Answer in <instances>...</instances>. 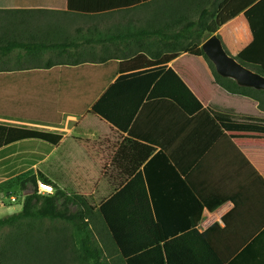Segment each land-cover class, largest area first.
I'll return each mask as SVG.
<instances>
[{
	"label": "crops",
	"instance_id": "0c3cea01",
	"mask_svg": "<svg viewBox=\"0 0 264 264\" xmlns=\"http://www.w3.org/2000/svg\"><path fill=\"white\" fill-rule=\"evenodd\" d=\"M47 1L61 0L1 1L8 8H0V24L9 27L10 33L0 32L2 39L8 35L52 44L75 40L79 45L34 55L11 54L10 64L41 66L18 70L20 75L10 80L23 87V94L34 93L29 90L34 86L38 95L60 97L64 111L54 109L52 118L62 115L61 123L0 117V124L58 133L62 139L33 165L31 161L41 153V141L23 140L0 150L3 180L25 172L41 174L55 189L82 195L97 208L144 172L139 187L151 188V209L144 203V191L141 203L126 206L153 211L155 221L163 226V238L174 243L167 254L158 249L142 254L139 264H264V111L258 102L216 84L200 46L183 50L161 65L119 73L96 96L115 66L106 69L97 62L100 45L89 48V55L83 48L82 36L88 30L118 26L154 33L140 36L138 43L161 58L177 46L169 36L182 32L198 0H150L149 5L91 18ZM73 1L87 10L95 7L98 13L136 0ZM215 1L220 0H202L201 9H211ZM227 28L233 33L225 32ZM78 29L84 31L77 34ZM217 34L234 56L254 39L244 13ZM90 39L97 43L96 30ZM168 71L186 85L203 111L189 116L170 98H149ZM12 188L21 189L5 187L0 194ZM195 198L204 205L200 217Z\"/></svg>",
	"mask_w": 264,
	"mask_h": 264
},
{
	"label": "trees",
	"instance_id": "16d2710c",
	"mask_svg": "<svg viewBox=\"0 0 264 264\" xmlns=\"http://www.w3.org/2000/svg\"><path fill=\"white\" fill-rule=\"evenodd\" d=\"M1 1L3 0H0V8H8ZM150 2V0H136L125 6L104 7L98 13L94 11L95 7H89L91 9L87 10L84 9L85 7L75 6L73 0L47 1L44 3L51 4L55 8L63 6L71 12L91 18L101 13L108 14L111 10L122 11L137 8L142 4L149 5ZM213 4L214 7L212 6L211 9H201L202 0L194 3V6L190 8V22L184 26L182 32L169 36L177 46H172L169 53L161 58L157 57L156 53L151 52L150 48L140 47L138 43L140 36H153L154 33L146 30L123 29L118 26L105 30L89 28L87 34L84 33L82 36L85 41L83 48L86 55L90 54L89 48L94 49L95 44L100 45L101 54L98 56L97 62L104 64L106 69H113L115 66L113 74L96 96L106 88L107 84L117 74L167 63L183 50L203 44L241 13H244L248 20L254 39L235 57L247 68L264 75V0H220ZM0 30L10 33L9 27H0ZM95 30L98 37L97 43L90 39ZM83 31L78 29L76 32L81 34ZM89 33L90 38L88 37ZM1 35L2 31L0 32V117L32 123L60 124L62 115L59 114L56 119L52 118L54 109L59 112L64 111L65 103L61 101L60 97L38 95V88L34 86H29V90L35 91L34 93L23 94L25 92L23 87L10 80V78L20 75L18 70L41 68V66L25 67L19 66V63L10 64L11 54L18 51L16 55L18 57L21 52L25 51L28 55H34L50 49H68L71 46L77 48L79 45L75 44V40L64 44H52L43 40L26 41L20 38H11L8 35L2 39ZM218 36L220 37V35ZM184 40L185 43H183ZM73 43L75 45H71ZM200 53L208 63L216 84L232 94L256 100L259 108L264 111V90L241 85L235 79L220 75L213 62L203 51L202 46ZM137 54L139 55L137 56ZM142 57L145 59L144 62H141ZM32 72V74L41 73V71ZM164 86L170 88L171 92L165 91ZM41 88L42 86L40 90ZM96 96L94 98H97ZM149 98H170L189 116L203 111L200 101L173 71L166 72L162 80L155 84ZM61 139L62 135L58 133L0 124V150L23 140L41 141L43 144L41 153L37 155L36 160L31 161L32 165L43 160L45 155L49 154ZM142 179H144V172H139L112 198L96 208L91 206L84 196L69 195L61 189H56L55 193L49 195L38 194V181L47 183L48 181L41 174L30 176L21 183L22 188L29 192L25 197L22 210L0 218V231L5 227L19 229L18 224L22 220L64 221L70 225V236H66L65 239L53 236L54 238L48 241L53 250L52 254L54 255V249H57L55 253L58 254L59 245L63 247L62 249H70L71 246V258L73 261L77 259L79 264H139L142 254L148 251L158 249L167 254L174 241L163 238L161 234L163 226L155 221L153 211L126 206L133 201L138 204L142 200L141 191H144V203L148 204L151 209L152 203H150L149 195L151 196L152 190L151 188L148 190V187H139ZM195 200L199 203V212L196 215L200 217L204 205L198 199L195 198ZM196 224L197 222L194 225ZM18 233L22 234L24 240L22 242L18 240L17 243H22L28 247V250H31L32 241L28 239L24 231L20 232L19 229ZM95 233L99 234L96 238ZM36 237L33 241H36ZM62 240L66 241L62 243ZM36 247L32 249L34 253H36ZM13 250L12 240L8 237L0 245V264H8L7 260ZM105 251L116 256V259L112 256L109 259L105 255ZM57 260L55 259L52 264H56Z\"/></svg>",
	"mask_w": 264,
	"mask_h": 264
},
{
	"label": "rangeland",
	"instance_id": "374dc122",
	"mask_svg": "<svg viewBox=\"0 0 264 264\" xmlns=\"http://www.w3.org/2000/svg\"><path fill=\"white\" fill-rule=\"evenodd\" d=\"M0 27H2V24H0ZM231 31L232 30L230 28H227L225 32ZM199 46L201 48L202 44ZM30 176L38 175H32L29 172H25L23 175L12 180H3V176H0L1 191L5 187H21L19 190L12 188L11 191H8L9 193L6 195L0 194V218L7 217L22 210L25 197L29 194V192L22 188L21 183ZM12 195L16 196L15 200H11ZM10 204L15 205V207L10 208ZM18 227L20 232L24 231L28 239L32 241V249L37 246L36 253H34V250L32 249L28 250V247L24 246L22 243H17L18 240H21V242L24 240L22 234L18 233V228L5 227L0 231V245H2L8 237H10L14 249L9 255V259L7 260L8 264H52L54 263L55 259H58L56 264H79L77 259H74L73 261L71 258V246L70 249H62L63 247L59 245L60 248L58 249V254L55 253L57 249H54L53 255L52 247H50L48 242L54 237H63L65 239L66 236H70V225L68 223H65L61 220L52 221L50 219H44L42 221L22 220L18 224ZM34 235L37 236L36 241H33L35 240ZM98 235L99 234L95 233V238ZM65 241L66 240H62V243ZM105 255H107L109 259L111 256L112 258L116 259V256L109 254L107 251H105Z\"/></svg>",
	"mask_w": 264,
	"mask_h": 264
},
{
	"label": "water",
	"instance_id": "95a60500",
	"mask_svg": "<svg viewBox=\"0 0 264 264\" xmlns=\"http://www.w3.org/2000/svg\"><path fill=\"white\" fill-rule=\"evenodd\" d=\"M202 49L220 75L235 79L241 85L264 90V75L247 68L230 55L217 34L208 38L202 44Z\"/></svg>",
	"mask_w": 264,
	"mask_h": 264
},
{
	"label": "built area",
	"instance_id": "2783aa9c",
	"mask_svg": "<svg viewBox=\"0 0 264 264\" xmlns=\"http://www.w3.org/2000/svg\"><path fill=\"white\" fill-rule=\"evenodd\" d=\"M56 189L50 183L38 181L37 193L41 195H49L55 193Z\"/></svg>",
	"mask_w": 264,
	"mask_h": 264
}]
</instances>
